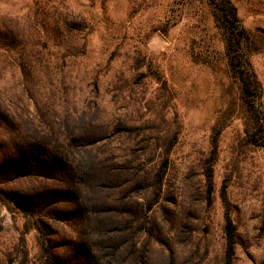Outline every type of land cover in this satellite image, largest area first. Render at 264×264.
I'll use <instances>...</instances> for the list:
<instances>
[{"label": "rangeland", "instance_id": "obj_1", "mask_svg": "<svg viewBox=\"0 0 264 264\" xmlns=\"http://www.w3.org/2000/svg\"><path fill=\"white\" fill-rule=\"evenodd\" d=\"M230 2L251 104L224 0H0V264H223L227 213L264 264V0Z\"/></svg>", "mask_w": 264, "mask_h": 264}, {"label": "trees", "instance_id": "obj_2", "mask_svg": "<svg viewBox=\"0 0 264 264\" xmlns=\"http://www.w3.org/2000/svg\"><path fill=\"white\" fill-rule=\"evenodd\" d=\"M214 17L217 27L222 31L230 68L234 73H238L243 96L251 104V97L260 96L261 86L255 72L251 69L250 64L246 61L241 51V43L246 40L247 34L239 23L237 9L230 0H224L221 8L217 6L214 8ZM208 179L210 181L211 174H209ZM235 231L233 221L229 213H227L225 225L227 249L223 264H232Z\"/></svg>", "mask_w": 264, "mask_h": 264}]
</instances>
